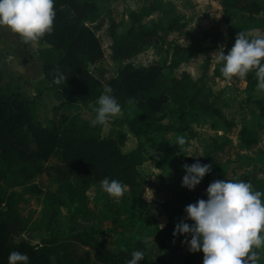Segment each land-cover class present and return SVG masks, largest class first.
<instances>
[{
	"label": "trees",
	"instance_id": "obj_1",
	"mask_svg": "<svg viewBox=\"0 0 264 264\" xmlns=\"http://www.w3.org/2000/svg\"><path fill=\"white\" fill-rule=\"evenodd\" d=\"M54 9L53 30L39 39L42 47L37 50L46 88L58 101L46 125L40 122L36 112L41 89L32 98H26L19 91L4 92L0 87V264H8L11 251L27 253L30 264H125L134 250L141 249L145 257L139 264H150L147 241L123 237L115 241L117 251L113 252L100 248L101 243L90 231L60 232L57 228L59 211L63 206L69 208V204L50 197L48 205L44 206L42 226L37 228L44 229L46 236H40L37 244L25 240L17 242L26 232L17 208L22 193L17 189L27 186L31 192L39 191L36 182L42 173L60 187L75 180L82 194L97 187L92 199L98 202L103 199L100 204L111 218L114 212L104 199L108 194L101 190L99 182L105 177L121 180L129 186V194L136 204L144 192L138 167L145 161L147 146L167 149L169 162L175 163L178 159L174 171L182 169L185 163L190 165L199 160L212 165L210 173L217 180H231L225 166L212 155L213 148L194 158L187 155L188 143L178 148L176 141L180 135L187 141L191 123H210L216 128L220 121L225 129L235 124L214 106L216 97L206 82L208 58L201 64V75L194 79L182 67L184 48L165 39V32L175 28L176 20L170 18L162 29L158 24L136 25L138 15L131 16L132 24L122 33L117 32L114 22L110 24V59L118 69L105 83L114 89L129 132L115 130L104 136V125H91L78 114L69 117L63 108L65 102L87 106L95 104L102 93L105 71L97 66L104 56L97 35L102 27L100 0H55ZM236 12L246 14L248 20L253 18L249 29H261L264 33V19L255 17L264 12L258 2L251 1ZM159 48H163L161 52ZM149 51L153 59L148 64H133L136 56ZM57 68L68 77L66 83L53 82L52 74ZM214 75L223 77L218 69H214ZM2 79L0 60V83ZM244 80L249 84V91H255L254 71ZM130 98L134 99L133 104L128 103ZM246 103L256 107V120L264 122V99L248 96ZM250 133L246 126L240 131L239 140L244 148L256 143L249 137ZM128 134L136 138L137 147L124 153L121 148ZM170 135L172 147L166 139ZM56 153L57 161L49 163ZM240 179L250 182L244 174ZM173 231L172 227L171 232L162 236V246ZM184 264L195 262L187 257Z\"/></svg>",
	"mask_w": 264,
	"mask_h": 264
},
{
	"label": "rangeland",
	"instance_id": "obj_2",
	"mask_svg": "<svg viewBox=\"0 0 264 264\" xmlns=\"http://www.w3.org/2000/svg\"><path fill=\"white\" fill-rule=\"evenodd\" d=\"M251 1L258 2L264 8L263 0H116L112 2L100 0L102 27L97 35L101 41L104 56L97 66L105 71L102 79L104 88L107 79L114 76L118 69V65L110 59L111 22L117 26V32L122 33L132 24V15L139 16L135 22L136 25L158 24L162 29L169 23L170 18H174L176 26L172 31L165 32V39L184 48L181 53L182 67L194 79L201 75V64L204 59L208 58L206 82L216 97L214 105L221 109L223 116L228 121L235 124L230 129H225L220 121L216 128L211 127L210 123L189 124L187 155L198 158L213 148L212 155L225 166L228 178L241 180L242 174L247 175L253 190L264 192V122L256 120V107L246 103L248 96L264 99V94H259L256 91L250 92L248 85L240 78L234 77L229 81L223 77L215 76L214 69H218L220 72L221 65L212 56L221 46L224 47L225 54H227L235 42L236 34L240 30H251L249 25L253 23V18L248 20L246 14L244 16L236 12L238 8ZM165 11L167 12L165 13ZM259 17H264V12ZM263 34V31L259 29L251 30L252 36ZM41 47L39 42L25 43L10 30L0 28V59L3 74L0 87L4 92L19 91L26 98H32L41 89L42 94L36 104V112L39 120L46 124L52 116V108L58 105V101L46 88L47 84L43 79L40 63L37 61L36 51ZM204 48L207 49L206 52L202 51ZM161 49L163 48H159V52ZM152 59V51H149L136 56L132 62L136 66H144ZM103 88H101L102 92ZM96 107H98L97 103L87 106L77 102L63 104L69 117L78 114L92 125ZM124 117L123 111L112 117L104 124L102 134L105 136L115 130L129 132L127 125L123 122ZM243 126L251 130L249 137L256 140L254 145L247 148L242 147L239 140ZM189 132L191 134H188ZM142 139L144 140V137ZM166 139H169V145L172 147V135L167 136ZM133 144V138L129 136L124 150L130 149ZM168 156L167 149L160 146H147L145 161L138 167L145 187L142 197L147 201V204L157 208V211L159 208L163 210L170 221L161 233H159L154 219L147 224L150 234L148 236L149 247L152 254L158 251L166 253V247L169 248L167 243L173 233L164 241L163 246L161 239L162 236L171 232V228H174L178 223L175 212L176 215L182 213L185 216L186 205L195 203L201 198L207 199L205 193L207 186L217 180L215 176L208 173L201 183L190 191L181 186L182 177L185 174L183 168L174 171V165L179 160L176 159L175 163L169 162ZM57 159L58 154L56 153L49 163L54 164ZM36 185L39 189L37 192H31L27 186L17 189L22 193V197L17 202V208L26 225V232L17 239V242L25 240L31 244H37L40 236H46L44 229L37 228L42 226L44 206L48 205L49 197L52 200L62 199L70 205L67 202L69 199L65 195V187L58 186L45 173L39 176ZM68 185V195L80 192L79 188L75 191V180H71ZM96 188L89 189L85 196L92 198ZM128 196L127 190L123 197L115 198V200L118 201L125 197L128 199ZM158 205L161 207L158 208ZM137 206L141 209L142 203H138ZM66 212L67 207L63 208L62 213L65 215ZM188 222L191 223V221ZM73 225L74 221L71 222L67 219V221H60L57 228L60 232L64 230L69 232ZM180 236L183 240L185 239L184 236ZM104 237L108 243L112 242L113 237ZM100 248L102 247L100 246ZM183 251L184 254L172 252L170 257H164L161 254L158 256L159 258L150 257V260L153 259V264H184V259L191 257L195 264H203L202 252L191 253L186 243H184ZM259 264H264V253L261 254Z\"/></svg>",
	"mask_w": 264,
	"mask_h": 264
},
{
	"label": "clouds",
	"instance_id": "obj_3",
	"mask_svg": "<svg viewBox=\"0 0 264 264\" xmlns=\"http://www.w3.org/2000/svg\"><path fill=\"white\" fill-rule=\"evenodd\" d=\"M54 3L55 0H0V27L8 28L25 43L38 42L53 30ZM212 56L221 65L220 72L226 80L244 79L254 71L255 91L264 94V35L252 36L251 30H240L227 54L221 46ZM67 79L59 68L52 74L56 84L66 83ZM113 92L109 84L99 95L98 107L94 108L96 125H104L121 113L122 106ZM134 102L133 98L128 101ZM186 144L183 135L177 137L178 148ZM182 167L185 174L181 186L190 191L212 170L210 163L199 160ZM99 183L111 198L123 197L129 187L108 177ZM205 193L207 199L186 205L185 218L175 225L173 236H184L182 243L191 253L202 252L203 264H259L264 253V192L253 190L251 182L244 180L218 179L207 186ZM144 257V250H134L125 264H139ZM8 264H30V258L27 253L11 251Z\"/></svg>",
	"mask_w": 264,
	"mask_h": 264
},
{
	"label": "crops",
	"instance_id": "obj_4",
	"mask_svg": "<svg viewBox=\"0 0 264 264\" xmlns=\"http://www.w3.org/2000/svg\"><path fill=\"white\" fill-rule=\"evenodd\" d=\"M260 15H258L257 18L264 19V17H259ZM0 28H5L6 30H9L6 27H0ZM259 30L262 31L261 29ZM15 36L19 38L16 34ZM36 57H37V51H36ZM37 61L40 63V66H41V62L38 60V58H37ZM1 70H2V64H1ZM242 80L245 82L246 85H248V88H249L248 82L244 79ZM43 125H46V124H43ZM129 136L133 138L134 144L132 145L130 149L124 150V146L127 143ZM125 144L121 148V150L122 152L127 153V152L134 150L137 147V140L135 137L128 134ZM138 171H139V168H138ZM138 178L140 181L144 183V180L142 179L141 176ZM68 188H69V185H66L65 195H66V198L69 199V201L67 202L70 203V205H68L69 208H67V212L65 215L62 213V211H63V208H66V207L63 206L60 208L59 222L67 221V219L71 222L74 221V225L70 228L71 232H76V231L92 232V234L101 243L100 246L103 249L106 248L110 251L116 252L117 249L115 248L114 243L115 241L123 237L124 238L132 237L134 240L147 241L149 244L148 236L150 234H149V228L147 227V224L154 219L155 225L157 226L159 233H161V231H163L170 222L167 214H165L163 210L159 208L161 207L160 205H158L159 211H157L156 210L157 208H155L154 206H151V204H147V201H145V199L142 196H141V199L136 204L133 203L130 194L128 196V199L127 197H125L118 201H116L115 198H111L109 196L107 198H104L107 202H109V206H112V211L114 212L113 216L111 218H108L104 211V206L100 204L101 202H104L103 199L99 200L98 202V201L93 200L91 197L85 196L86 194H82L79 191L77 193H74V195H68L67 194ZM77 188L78 186L76 184L75 191L77 190ZM144 190H145V187H144ZM128 193H129V190H128ZM140 202L142 203L141 209H139L137 206V204ZM155 204L157 205L158 203H155ZM63 218H66V219H63ZM175 218L177 219L176 221L179 222L181 219H184L185 216L182 213H180L179 215H176V212H175ZM161 225H163V227H161ZM104 236H109L111 238L113 237L112 242L108 243L107 240L104 239L105 238ZM182 241H183V238L180 235H177V236L172 235L168 240L167 245H169V248L166 247V253H164L165 251L164 252L158 251L152 254L151 249L149 247L150 253H151L150 257L159 258L158 256H160L161 254L164 257H170L173 254L172 252H176V253L178 252L180 254H184L183 253L184 243H182ZM170 245H171V248H170ZM149 263L153 264V259L150 260L149 258Z\"/></svg>",
	"mask_w": 264,
	"mask_h": 264
}]
</instances>
